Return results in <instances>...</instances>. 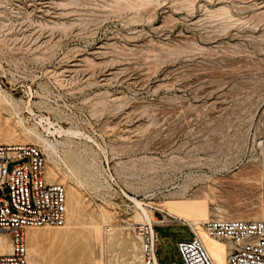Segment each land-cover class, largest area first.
<instances>
[{
    "label": "rangeland",
    "instance_id": "obj_1",
    "mask_svg": "<svg viewBox=\"0 0 264 264\" xmlns=\"http://www.w3.org/2000/svg\"><path fill=\"white\" fill-rule=\"evenodd\" d=\"M58 1L0 0V135L12 122L75 183L105 264H143L146 211L166 219L160 263L184 264L191 225L161 203L207 191L211 213H238L259 199L264 0Z\"/></svg>",
    "mask_w": 264,
    "mask_h": 264
},
{
    "label": "built area",
    "instance_id": "obj_2",
    "mask_svg": "<svg viewBox=\"0 0 264 264\" xmlns=\"http://www.w3.org/2000/svg\"><path fill=\"white\" fill-rule=\"evenodd\" d=\"M261 146L259 215L251 218L211 217L203 222L208 234L226 241L229 264H264V139ZM15 160L19 162L10 168V163ZM46 163V154L36 143H0V239L2 233H8L10 243L9 250H0V264H28V226L62 225L66 221V186L47 180ZM159 224L164 221L155 219L154 213H146L136 224L143 264H161L156 230ZM190 230L192 238L177 242L183 263L217 264L198 232L192 226ZM173 264L179 263L174 260Z\"/></svg>",
    "mask_w": 264,
    "mask_h": 264
},
{
    "label": "bare ground",
    "instance_id": "obj_3",
    "mask_svg": "<svg viewBox=\"0 0 264 264\" xmlns=\"http://www.w3.org/2000/svg\"><path fill=\"white\" fill-rule=\"evenodd\" d=\"M60 12H62V11L60 10ZM85 58H87V57H85ZM0 93H2V92L0 91ZM5 99H7V98L5 97ZM4 116H6V115H4ZM0 118H1V116H0ZM5 119H2V120L4 121ZM6 123H7V125L5 124V128L7 126V129L5 131L3 130L1 132L0 140L2 138H4V140L6 139L5 142H7V143H20L17 140L18 138H16V137L14 138V135L17 134V129L15 126H13L14 124L12 125L11 124L12 122L11 123L6 122ZM16 126L18 127V125H16ZM0 128H2V127L0 126ZM27 131L29 133L35 134L38 137L42 138L41 134L37 130L28 129ZM18 135H16V136L18 137ZM44 140L47 141L46 139H44ZM20 141H23V140L21 139ZM47 142H48L47 143L48 146H50L52 148L56 147L54 142H52V141H47ZM45 144H46V142H45ZM59 167L57 166V164L55 162H54V164L52 162H50L48 164V167L46 170V178L48 181L55 182V181H63L64 179H66L65 175L63 174V171ZM254 174H255V172H254ZM230 178L233 179V177H230ZM259 178H260V182H261V177H258L257 175L253 176V180H254L255 185H257V183L259 182ZM237 180L239 181V179H237ZM252 183H253V181H252ZM67 186H68V190H67L68 191V195H67V218H66L65 223L62 225H43V226H28L27 227L26 234H27V238H28V264H46V263L47 264H81V263L82 264H92V263L103 262L102 261L103 250H102L101 246H99V245L97 246L95 244V241L97 240L98 235H100L99 232L101 230L100 223L98 221L99 218L97 219L94 215L89 214V216H88L89 219H87V222L84 223L82 221V219L85 217L84 212L85 211L87 212V210L84 211V208H83V203L81 200L82 197L80 195L81 191L79 192L75 183L69 182V185H67ZM205 189H207V188H205ZM198 192H196V193H198ZM201 192H200V194H201ZM211 193H213V192H211ZM210 197H212V195L210 196L209 192L203 191V193L201 195L174 199L167 204H165L163 202V203H161L160 208L165 209L166 207H168L169 214H171L177 218L183 219L187 223H189L198 232L199 236L203 239L207 249L209 250L210 254L213 256V258L215 259L217 264H229L228 263V248H227L226 241H224L223 239H221L219 237L208 234L206 232L204 226H203V222L206 221L207 219L211 218V217H230V216H232V217L235 216L237 218L256 217L259 215L260 210H261L260 201H259V199L257 200L256 198L253 199L252 201H250V203H248V201H247L248 204L245 206H242L240 209H242L243 207L244 208L242 209L241 212L239 211L238 213L237 212L234 213L233 212L234 210L231 211L233 213H230L229 211L227 212L226 211L227 208L223 207V208H225V209H223L222 207H220V206H222L220 204V206H217L218 207L217 211H215L214 213H211L210 209H209ZM214 198H215V196H214ZM85 206H87V205H85ZM105 210H106V208H105ZM146 213H148V211H146ZM152 213H153V211H152ZM154 217H155V219H157L159 221H166V219H161V218L157 217L156 215H154ZM100 218H101V216H100ZM127 232L128 231H126V233ZM104 235H106V234H104ZM109 236H110V234H109ZM120 236H121V234H120ZM127 236H128V234H127ZM132 236H133V234H132ZM80 237L82 239L80 240L79 245L76 248L74 247L75 249L72 250L71 249L72 245L74 244V242L76 245V240ZM106 237H108V235H106ZM134 237L135 236H133V238ZM98 238H100V237H98ZM111 238H112V236H111ZM115 238H117V237H115ZM8 239H9L8 233H2L1 239H0V241H1L0 242V250L7 251L10 249V243L8 242ZM118 239H120V238H118ZM44 241L45 242L49 241L50 243L51 242L52 243L51 244L49 243L50 245L46 246ZM112 241L114 242L115 240H112ZM127 242H129V240ZM53 243L58 245L56 247L58 249L57 250L54 249V251L49 250V252L52 253V256H51L52 260H50L48 262L47 261L48 259H46L47 262H45V258L47 256V254H50V253H48V249L46 247H49L51 245L54 246ZM132 243H133V241H132ZM98 244H100V243H98ZM135 244H132V245L136 246L137 244L136 245ZM130 247H131V245H130ZM134 248H136V247H134ZM132 251H133V249L131 248L130 252H132ZM135 251H136V249H135ZM107 253L109 254V251ZM48 256H50V255H48ZM130 256L133 257L132 254ZM114 260H116V259L114 258ZM109 263L110 264H116L113 261V258H112L111 262H108V264Z\"/></svg>",
    "mask_w": 264,
    "mask_h": 264
}]
</instances>
